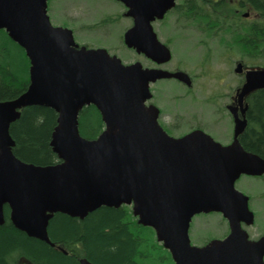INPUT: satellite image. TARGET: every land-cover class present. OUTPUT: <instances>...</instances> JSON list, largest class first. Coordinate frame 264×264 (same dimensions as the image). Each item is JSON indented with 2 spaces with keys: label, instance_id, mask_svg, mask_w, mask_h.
Returning <instances> with one entry per match:
<instances>
[{
  "label": "water",
  "instance_id": "obj_1",
  "mask_svg": "<svg viewBox=\"0 0 264 264\" xmlns=\"http://www.w3.org/2000/svg\"><path fill=\"white\" fill-rule=\"evenodd\" d=\"M116 1L133 19L125 45L157 64L169 62L171 51L153 23L176 0ZM0 30L30 62L27 90L0 101V226L8 207L17 230L56 248L48 233L56 214L83 220L102 207L130 205L174 264H264V236L249 240L240 226L241 221L254 224V214L236 182L243 175H264V158L246 151L237 139L243 123L237 122L236 139L226 146L202 130L169 135L158 122L159 109L147 105L150 86L163 79L189 82V76L143 68L140 62L125 65L106 49L78 45L71 29L52 24L48 0H0ZM236 72H242V64ZM245 76L240 98L264 88V69L247 70ZM92 105L105 127L97 138L87 139L79 117ZM32 106L57 114L50 141L57 164L39 166L14 154L11 127ZM213 212L229 221L230 235L204 247L192 245V219ZM80 264L92 263L82 258Z\"/></svg>",
  "mask_w": 264,
  "mask_h": 264
},
{
  "label": "trees",
  "instance_id": "obj_2",
  "mask_svg": "<svg viewBox=\"0 0 264 264\" xmlns=\"http://www.w3.org/2000/svg\"><path fill=\"white\" fill-rule=\"evenodd\" d=\"M245 12H249V18L243 17ZM170 14L176 15L180 26L194 28L208 37L222 36L223 44L240 50L242 58L261 61L264 66V0H179ZM58 22L68 25L63 20ZM243 50L249 55L244 56ZM29 68L25 51L0 30V101L16 99L27 90ZM255 105L253 121L260 124L261 130L249 132L243 145L264 157V94L257 98ZM56 124L57 114L49 108L24 109L10 130L16 143L14 154L24 162L39 166L56 164L58 158L50 146ZM79 127L87 139L101 134L104 123L95 106L81 111ZM9 214L6 207V221L0 226V264H21L22 260L31 264H80L79 258L93 264L155 262L154 231L131 223L130 215L122 210L101 208L84 221L56 214L50 221L49 237L68 255L17 230ZM157 247L163 249L159 243ZM171 262L174 264L172 259Z\"/></svg>",
  "mask_w": 264,
  "mask_h": 264
},
{
  "label": "rangeland",
  "instance_id": "obj_3",
  "mask_svg": "<svg viewBox=\"0 0 264 264\" xmlns=\"http://www.w3.org/2000/svg\"><path fill=\"white\" fill-rule=\"evenodd\" d=\"M230 4L232 5V2ZM48 6V14L53 24L62 25L58 21L63 20L69 26L79 22L92 25L99 22L100 19H105L111 13L112 16H115L116 14L121 15L125 11L120 3L113 0H48ZM176 19L175 14H169L163 21L154 23V29L159 39L173 51V60L166 68L174 72L177 69L183 70L182 68L185 66L188 67L186 70L200 75L198 89L206 91V95H203L204 99L212 98V92L217 89L218 77L222 78L225 84L229 83L228 80H230V87L233 90L236 89L239 76L234 70L239 63L243 62L249 68L261 66V61L251 62L249 59L243 61L235 48L223 44L222 36H205L194 28L178 25ZM68 25L67 27H69ZM131 25L132 22L128 18H121L115 24L106 27L92 28L85 25L82 32L75 35V40L92 49L104 48L110 54L120 57L125 64L139 61L147 66L148 62L145 58L137 56L123 44V35ZM180 90L181 86L175 80L159 83L157 91L167 100L164 104L165 107L170 108L167 110L176 113L177 117L182 116V114L185 117L197 115V121L215 140L227 139L231 133L230 123L227 120L213 123V102L211 105H206V103H194L190 100H173L172 96L178 94ZM161 106L163 107L162 104ZM165 121L168 122L169 120L165 119ZM183 122L184 120H180L181 128L169 127L174 133L173 137H178L188 131L185 128L187 125ZM237 186L259 196V200L256 199L254 203V208L259 210V227L264 231V194H261L264 193V179L246 177L241 179ZM220 220L216 215L196 218L192 223L190 232L191 241L195 245H200L205 239L224 233L223 227H219ZM157 243L154 241V245H152L155 257L154 264H172L169 252L164 248L157 247Z\"/></svg>",
  "mask_w": 264,
  "mask_h": 264
},
{
  "label": "flooded vegetation",
  "instance_id": "obj_4",
  "mask_svg": "<svg viewBox=\"0 0 264 264\" xmlns=\"http://www.w3.org/2000/svg\"><path fill=\"white\" fill-rule=\"evenodd\" d=\"M171 13V12H170ZM168 13V14H170ZM167 16V15H166ZM115 18V19H114ZM121 18H124V14L122 13L121 15L116 14L115 16H112V13L110 15H108L105 19H100L99 22L94 23L92 25H90V23H84V22H79L76 25L74 24H70L72 32L74 34V37L77 33L82 32L83 28L85 25H89L92 28H99V27H106V26H111L112 24H115L118 20H120ZM166 18V17H165ZM125 19V18H124ZM132 24H133V20L130 19ZM85 21V20H84ZM67 27V25H65ZM128 30V29H127ZM77 42V41H76ZM78 43V42H77ZM79 44V43H78ZM80 46H86L87 48H90L88 45L86 44H79ZM169 48V50L171 51V59L169 62L163 63V64H157L156 62L152 61L151 59L147 58L146 56H144L143 54H139L137 53L134 49H132V51L140 57L145 58V60L148 62L147 66H144L142 63L143 68H149V69H160V70H165V71H169L167 70L166 66L169 65L172 60H173V51L171 50V48L169 46H167ZM236 52H238L241 55L240 50H236ZM243 55L247 56L248 51L243 50ZM247 58V57H246ZM243 58V61L244 59ZM139 62V61H137ZM242 62V61H241ZM248 66H246L243 62H242V72L237 73V67L235 68V73L237 74V76H239V82L237 84V87L235 90H233L232 87H230L229 84H231L230 80H228L229 83H224L223 79L218 77V84L216 86V91H213L212 94V98L210 99H204L203 95H206V91L203 89H198V86H200V83L198 81V79L201 77L200 75H196L194 73H192L191 71L186 70L188 67L183 66V70L177 69L174 72L173 71H169L171 73H175V72H185L186 70V74L189 76L188 81L189 82H181L177 79H169V80H175L177 81L180 86H181V90L178 92V94L172 96L173 100H190L193 101L194 103H206V105H211V103L213 102L214 104V109H213V115H214V121L213 123H218V122H223L225 120H227L230 123L231 126V133L229 134V136L227 137V139H221V141H217L215 140L203 127V125H201L198 121H197V115H190L188 117H185V115L182 114V116L177 117L176 113L169 111L167 108L164 106V104L166 103V99L164 96H162L160 94L159 91H157V87L159 86V83H161L162 81H168L167 79H163V80H158L155 83H152L150 86L151 92H152V98L147 102L148 105H154L156 106L160 113H159V119L158 122L159 124L166 130V132H168L169 135L173 136V132L169 129V127H175L177 128H181L180 126V120L184 122L187 126L185 127L186 129H188L187 132L179 135L178 137H182L186 134H189L195 130H202L203 132H205L206 134L210 135L215 141L223 144V145H230L235 141V134H236V125L237 122H241L244 124V128L242 133L237 137L238 141L240 142V144L243 146V148L251 153L257 154L253 151L247 150L243 143L245 142V140L248 137V133L251 131H254L256 133L260 132L261 130V126L260 124L254 120V112H255V108H256V101L257 98L261 96V94H264V88L262 89H257L254 90L252 92H250L249 94H246L245 96L240 98V93L242 90V86L244 85L245 81H246V71L247 69H250L249 67L246 68ZM234 76V75H233ZM227 80V77L225 79V82ZM234 80V79H233ZM233 90V91H232ZM232 91V92H231ZM231 92V93H230ZM225 93V94H224ZM223 98V99H222ZM227 99V100H226ZM226 103V104H225ZM161 104L163 105V107L161 106ZM179 109V108H178ZM179 111H181L179 109ZM182 112V111H181ZM165 119L169 120L168 122L165 121ZM52 148V147H51ZM53 151V150H52ZM261 156V155H259ZM262 158H264L263 156H261ZM59 162V159L57 161V163ZM56 163V164H57ZM53 165V164H52ZM48 166V165H47ZM253 178V179H264V175L261 176H250V175H243L237 182H236V189L241 192L242 194H244L245 196L248 197L249 202H248V206H249V210L254 214V224L249 225L247 224V222L245 221H241L240 222V226L242 228L243 231H245L248 236H249V240L252 241H257L259 240L261 237L264 236V231H262L259 227V210L254 208V203L256 201V199L259 200V196H255V194H253L250 191H244L240 188H238L237 184L238 182L243 179V178ZM264 194V193H261ZM102 208H108V209H113V210H122L124 213H128L130 215V219H131V223H135L136 225H140L138 223V217L134 216L133 214V210H132V206L129 205H122L118 208L115 207H102ZM101 209V208H100ZM99 210V209H98ZM96 210V211H98ZM96 211L88 214L83 220H86L89 215H92L93 213H95ZM209 215H216L218 216L221 220L219 222V227H223L224 233H221L220 235L216 236V237H210L208 239H205V241L200 244V245H195L192 241L191 244L195 245V246H199V247H204L206 245H208L210 242H212L213 240H225L231 233L230 230V223L229 221L221 214V213H217V212H213V213H202L199 215H196L191 222L190 225V230H189V236H190V232L192 229V223L196 218L199 217H207ZM151 229V228H150ZM257 234V235H256ZM191 239V237H190ZM58 248H61L60 246H58ZM62 250H64L62 248ZM61 251V250H60ZM65 251V250H64ZM65 254V253H64ZM66 255H68V252L66 251ZM80 259L79 258V263H80ZM88 260V259H87ZM89 261V260H88ZM21 264H31L28 263L26 260H22ZM93 264V263H92ZM129 264V263H127Z\"/></svg>",
  "mask_w": 264,
  "mask_h": 264
},
{
  "label": "bare ground",
  "instance_id": "obj_5",
  "mask_svg": "<svg viewBox=\"0 0 264 264\" xmlns=\"http://www.w3.org/2000/svg\"><path fill=\"white\" fill-rule=\"evenodd\" d=\"M17 121H18V120H17ZM17 121H16V122H17Z\"/></svg>",
  "mask_w": 264,
  "mask_h": 264
}]
</instances>
